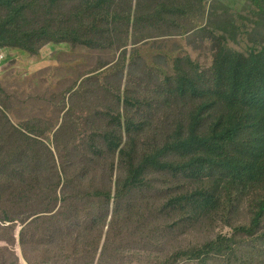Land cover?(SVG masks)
<instances>
[{
    "label": "trees",
    "instance_id": "obj_1",
    "mask_svg": "<svg viewBox=\"0 0 264 264\" xmlns=\"http://www.w3.org/2000/svg\"><path fill=\"white\" fill-rule=\"evenodd\" d=\"M115 1L0 0L5 58L11 49L34 59L52 44L74 51L104 38L119 51L146 24L191 25L172 73L145 64L143 73L156 80L126 74L140 57L127 49L79 88L83 77L58 85V72L70 65L64 62L58 72L38 73L47 93L36 81L10 89L0 79V264H264V0H243L246 9L227 5L232 25L217 28L207 25L220 13L204 0H163L150 17L121 14ZM189 32L207 46L190 47ZM90 78L109 99L95 115L79 98ZM152 99L168 112L171 103L188 107L172 128L162 127L172 130L159 143L144 117ZM89 118L103 122L98 133L86 130ZM68 132L73 137L63 140ZM158 195L164 202L152 209ZM169 215L176 218L163 222ZM195 224L232 234L206 232L194 243L172 238ZM166 227H176L172 236Z\"/></svg>",
    "mask_w": 264,
    "mask_h": 264
},
{
    "label": "rangeland",
    "instance_id": "obj_2",
    "mask_svg": "<svg viewBox=\"0 0 264 264\" xmlns=\"http://www.w3.org/2000/svg\"><path fill=\"white\" fill-rule=\"evenodd\" d=\"M161 1L163 0H116L113 4V9L117 10L121 14H125L126 11H131L133 16L135 15H144L146 17H150L154 10L160 5ZM179 1V0H177ZM206 1V6H209L210 10L216 11L220 14L214 16V18L208 23V28H217L219 24H228L232 25V8L227 7L234 6L237 9H246L249 6L243 0L240 3L237 0H204ZM235 2V3H233ZM245 3V4H243ZM197 4V3H195ZM198 5V4H197ZM216 17V18H215ZM217 18H219L218 24L213 25V21L217 22ZM180 24L182 25L181 28L176 27H166L161 26L158 24L148 25L146 24L145 27L140 28L138 32V37L136 40H131V42L126 46L123 47L122 50L117 51L116 46L110 48L107 44L108 38H104L103 45H80L74 49H71L69 44H52L50 46L44 47L42 49L43 54L38 58L26 57L23 55L15 56L14 53H19L15 51H11L7 54V58L0 59V79L11 89L12 85L27 82L31 85L32 82L36 81V86L43 92L47 93L48 91V82L47 83H40L39 78L41 76L38 75L39 72L44 73L46 70H53L58 72L57 65H61L60 62H64L70 64L67 68H63L58 72L56 76V81L60 88H66L69 84L75 79H81L79 82L78 88L80 87L82 80H86L89 77L94 76L93 73H96L98 70L102 69V62L108 61L111 63H116L120 58L121 53L127 49L128 53L134 51L140 52V57L137 59L138 62L134 66L126 65L124 71L126 70V74L133 75L136 78L140 79H153L156 80L157 76L153 75L152 77L146 76L144 71L145 64L149 65H159L162 67L167 68V70L172 73L173 68V59L179 55L184 53L185 46L183 45L182 41L180 40L181 34L189 28L190 22L187 19L180 20ZM135 31V30H134ZM133 31V32H134ZM133 32L130 34L132 37ZM189 38L190 47L196 49L205 48L207 46V42L203 36L196 37L192 32H189L186 35ZM260 39L264 38V29L260 27V33L258 34ZM195 49V48H194ZM6 51V50H5ZM4 53L6 54L7 51ZM61 53V54H60ZM110 63V64H111ZM143 77V78H142ZM19 78H21V82H19ZM116 78L120 80L122 75L119 77L116 74ZM46 81V80H45ZM82 87L87 89V93L83 95L81 100H85L88 102L89 107H86L88 112H99L104 110L107 104L109 103V99L103 95H100L99 84L95 79L90 78L88 81L83 82ZM140 87L144 88L142 81L140 82ZM34 92L38 94L39 92L34 88ZM154 101V105L151 107L150 111H147L145 114V118H149L152 128L147 129L148 133L155 137L156 143H159L163 140V136L168 131L172 130V126L177 118L180 116L185 115L187 110V106L178 105L171 103L170 112L167 111V108L164 106L163 103L152 99ZM69 106L73 105L70 103V98L68 99ZM95 103H99L97 106L94 105ZM75 105L77 108H82L84 106ZM143 111H141L142 113ZM62 114L65 115V112ZM66 116V115H65ZM140 118V117H139ZM166 125H171L169 130H164L162 127ZM103 126V122L97 118L96 120H91L89 118L88 124L86 126L87 131H95L98 133ZM73 137L72 132H68L62 138L63 140H69ZM51 147L55 149V146L52 144ZM117 163V160H116ZM116 177V176H115ZM115 180V178H114ZM244 203L241 204L240 207V215L244 216L246 214V204L245 200ZM164 202V197L162 195L155 196L150 201V207L152 209H158L162 206ZM59 207V206H58ZM57 207V208H58ZM176 218L175 215L165 216L162 221L166 222L168 219ZM83 225L86 222H83ZM166 232L168 236H172L176 227L169 228L166 227ZM88 228H81L80 234H85ZM219 231L226 235H231L232 231L229 227L222 228L220 225L212 226L211 229L206 230L203 225L195 224L191 225L187 228V233L177 232V236H172V238L178 242L180 240L186 239L189 237V241L198 242L202 239V236L206 232H213ZM100 229L96 234H89L92 239L98 240L99 239ZM88 235H83V237H87ZM212 234L209 233L208 237H211ZM6 242H9L10 245L13 247H20V243L16 242L12 238H8ZM104 242L102 241V244ZM139 250L144 252L147 247L146 246H139ZM170 246H165V250L169 251ZM99 258V257H98ZM109 258V257H107ZM50 264H61V263H50Z\"/></svg>",
    "mask_w": 264,
    "mask_h": 264
},
{
    "label": "built area",
    "instance_id": "obj_3",
    "mask_svg": "<svg viewBox=\"0 0 264 264\" xmlns=\"http://www.w3.org/2000/svg\"><path fill=\"white\" fill-rule=\"evenodd\" d=\"M6 57V54L4 53L3 49H0V58L4 59Z\"/></svg>",
    "mask_w": 264,
    "mask_h": 264
}]
</instances>
